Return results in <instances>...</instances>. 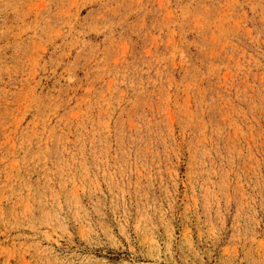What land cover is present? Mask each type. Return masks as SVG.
Returning <instances> with one entry per match:
<instances>
[{
  "label": "rangeland",
  "instance_id": "obj_1",
  "mask_svg": "<svg viewBox=\"0 0 264 264\" xmlns=\"http://www.w3.org/2000/svg\"><path fill=\"white\" fill-rule=\"evenodd\" d=\"M0 264H264V0H0Z\"/></svg>",
  "mask_w": 264,
  "mask_h": 264
}]
</instances>
